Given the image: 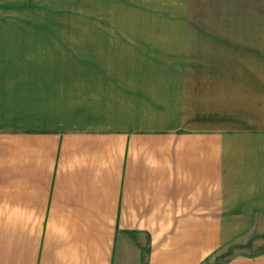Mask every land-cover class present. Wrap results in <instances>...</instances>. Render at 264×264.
Segmentation results:
<instances>
[{
    "label": "crops",
    "instance_id": "0c3cea01",
    "mask_svg": "<svg viewBox=\"0 0 264 264\" xmlns=\"http://www.w3.org/2000/svg\"><path fill=\"white\" fill-rule=\"evenodd\" d=\"M55 2L0 0V264H264V0L81 67Z\"/></svg>",
    "mask_w": 264,
    "mask_h": 264
},
{
    "label": "rangeland",
    "instance_id": "374dc122",
    "mask_svg": "<svg viewBox=\"0 0 264 264\" xmlns=\"http://www.w3.org/2000/svg\"><path fill=\"white\" fill-rule=\"evenodd\" d=\"M55 1L56 5L52 3L47 9L43 5L42 15H35V20L40 17L42 23L51 24L58 29V34L67 35L72 40L75 65L79 67L83 66L81 62L86 51L99 42L101 46H105V42L115 44L126 56L129 54L131 40L150 39L148 42L152 47H146L148 53H161L160 50L165 51L166 46H178L174 41H170L169 45L161 42L167 38L165 33H168L169 24L181 26L187 23L188 53L207 55L213 51L210 44L211 23L225 22L227 18L235 21L241 18L211 15L209 0ZM186 9L189 10L186 15L179 13ZM219 261L223 262L224 258Z\"/></svg>",
    "mask_w": 264,
    "mask_h": 264
}]
</instances>
